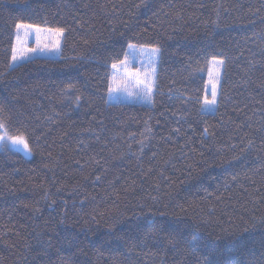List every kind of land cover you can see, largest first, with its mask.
Returning <instances> with one entry per match:
<instances>
[{"label": "trees", "instance_id": "trees-1", "mask_svg": "<svg viewBox=\"0 0 264 264\" xmlns=\"http://www.w3.org/2000/svg\"><path fill=\"white\" fill-rule=\"evenodd\" d=\"M20 23L60 57L10 68ZM129 44L159 49L150 106L108 102ZM0 110L32 154L0 151V264H197L177 231L264 264V0H0Z\"/></svg>", "mask_w": 264, "mask_h": 264}, {"label": "rangeland", "instance_id": "rangeland-1", "mask_svg": "<svg viewBox=\"0 0 264 264\" xmlns=\"http://www.w3.org/2000/svg\"><path fill=\"white\" fill-rule=\"evenodd\" d=\"M20 24L28 25L23 23ZM37 27L38 26H33V28L31 29H25V28L17 29L16 27L14 33L13 47H16L18 50L37 49L36 52L28 53V56L30 57V59L28 60L38 57L59 58L63 36L57 37L54 32L48 31V29L50 28H46V27H39L40 29H44V31L37 33L35 31V28ZM57 39L60 40L59 50L49 51V49L54 48ZM152 48L153 47L136 46L135 49H129L128 47L124 59L116 63L117 68L113 69V67L111 66L109 87L112 88V92L109 93L108 90L109 103L126 102V103H134V104H141L147 106H150L152 104V100L150 104L145 102L143 98V94L140 91L141 88L143 87V84L138 82V81H143L146 77L152 78V87H153L152 97H153L158 53L154 57H152V63H149L148 53H150ZM41 49H43V51H41ZM126 57H127V62L122 63L125 61ZM218 60L219 59H211L208 64V69L206 72V85H205L204 97L202 100V111L205 113H213L216 109V105H205L203 101L205 98L211 99L212 84L215 82V77H216V65L214 61H218ZM26 61H21L19 64ZM153 67L155 69L154 72H153ZM219 71H220V78H219V83H220L222 67L220 68ZM219 83L216 86L217 96H218ZM5 143H7L8 146L4 147L3 145H0V151L3 150L15 151L20 153L23 157L27 159L31 158L32 156L31 151L29 152L25 150L23 145H12L11 142H5Z\"/></svg>", "mask_w": 264, "mask_h": 264}, {"label": "snow or ice", "instance_id": "snow-or-ice-1", "mask_svg": "<svg viewBox=\"0 0 264 264\" xmlns=\"http://www.w3.org/2000/svg\"><path fill=\"white\" fill-rule=\"evenodd\" d=\"M17 29L20 28H25V29H31L33 28L32 25H22V24H17L16 25ZM35 31L37 33L44 31V29H40L39 27L35 28ZM50 32H54L57 37H62L64 35V29L63 28H56V29H48ZM60 46V40L57 39L54 45L53 49H49V51H58ZM129 49H135L134 44H129L128 45ZM37 49H17L16 47L12 48V54H11V63L9 64L10 68L15 67L17 64H19L21 61H26L30 59L28 56L29 52H36ZM43 51V49H41ZM159 52L158 48L153 47L148 53L149 55V63H152V57H154L157 53ZM127 62V57L125 58V61L122 63ZM216 65V77H215V82L212 84V90H211V99L205 98L203 103L205 105H216L217 103V91H216V86L219 83V78H220V68L223 67L224 61L223 60H218L214 61ZM113 69L117 68L116 64L112 65ZM155 71L153 67V72ZM135 75V74H133ZM139 83L143 84V87L141 88V93L143 94V98L145 102L151 103L152 100V92H153V87H152V78L146 77L143 81H138ZM71 87V86H70ZM69 87V90H70ZM112 92V88L109 87V93ZM80 97H76L77 103L79 102ZM2 111V110H0ZM258 131L260 129H257ZM205 133H207V128L205 129ZM5 142H11L12 145H23L24 149L30 152L29 144L25 138L24 135L22 134H15L13 135L10 132V128L6 120L3 118V116H0V145H3L4 147H7V143ZM82 142V141H81ZM252 141H249V146L251 147ZM261 167H264V165H261ZM97 180L100 179V177L96 178ZM264 223V220L261 221ZM191 237V239L189 238ZM196 237L192 233H188L187 235L184 234L183 232L177 231L175 235H173L169 240L168 243L174 248H178L181 244L186 245L187 250H189L193 255H196L198 251L203 252V258L200 256H197V264H220V262L213 257L216 255V251L214 248H212L207 242H205L200 249L196 247Z\"/></svg>", "mask_w": 264, "mask_h": 264}]
</instances>
